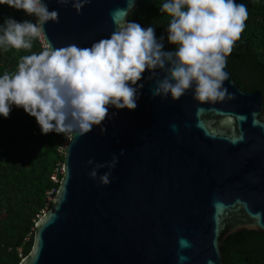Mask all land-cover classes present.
<instances>
[{"label":"water","instance_id":"95a60500","mask_svg":"<svg viewBox=\"0 0 264 264\" xmlns=\"http://www.w3.org/2000/svg\"><path fill=\"white\" fill-rule=\"evenodd\" d=\"M139 1L90 0L77 14L72 0H43L58 23L43 26L42 43L90 47ZM225 72L232 98L201 104L192 89L178 101L153 97L146 71L135 110L110 107L101 126L68 140L54 200L20 264H224L229 235H264V97ZM113 156L105 186L107 167L90 172Z\"/></svg>","mask_w":264,"mask_h":264},{"label":"clouds","instance_id":"9594fccd","mask_svg":"<svg viewBox=\"0 0 264 264\" xmlns=\"http://www.w3.org/2000/svg\"><path fill=\"white\" fill-rule=\"evenodd\" d=\"M89 2L72 0V6L79 14ZM58 3L66 6L69 0ZM0 5L36 18V22L4 20L0 49L5 51L31 49L47 22L58 23V12L49 11L43 0H0ZM160 11L171 18L167 41L174 50L164 49V37L157 39L154 27L135 22L118 24L110 37L90 47H53L49 42L38 54L23 56L14 73L0 76V116L8 118L12 106L22 108L36 119L42 134L55 132L75 143V138L103 124L110 107L135 110L146 71L148 79L155 80L153 97L170 95L178 101L192 89L193 100L201 104L231 99L224 87L225 68L245 29L246 5L236 0H166ZM100 132L106 129L100 127ZM117 162L113 156L109 164H96L90 176L95 179L97 171L107 167L99 179L108 185Z\"/></svg>","mask_w":264,"mask_h":264},{"label":"trees","instance_id":"16d2710c","mask_svg":"<svg viewBox=\"0 0 264 264\" xmlns=\"http://www.w3.org/2000/svg\"><path fill=\"white\" fill-rule=\"evenodd\" d=\"M166 0H140L127 22L154 27L157 39L164 37V49L174 50L167 41L170 17L160 11ZM246 5L248 19L227 64L235 83L246 92L260 91L264 97V0H236ZM31 20L23 11L0 5V25L6 18ZM42 40H33L25 50L0 49V76L14 73L23 56L43 50ZM67 138L50 132L42 134L36 119L22 108L12 106L8 118L0 116V264H20L33 245L35 223L46 209V193L59 187L51 177L63 164L59 151ZM40 215V216H39ZM224 264H264V235L240 231L229 235L221 247Z\"/></svg>","mask_w":264,"mask_h":264},{"label":"built area","instance_id":"2783aa9c","mask_svg":"<svg viewBox=\"0 0 264 264\" xmlns=\"http://www.w3.org/2000/svg\"><path fill=\"white\" fill-rule=\"evenodd\" d=\"M32 19L36 22V18L35 17H32ZM40 38H41V35H40ZM59 151H61L60 150V148H59ZM59 168V167H58ZM63 173V168H59V169H55V173L53 174V176L51 177V179L53 180V181H56V179H57V175H59V174H62ZM54 195H55V190L54 189H52L51 191H48L47 193H46V209H47V207L53 202V200H54ZM44 212V211H43ZM42 212V213H43ZM40 216V215H39Z\"/></svg>","mask_w":264,"mask_h":264},{"label":"rangeland","instance_id":"374dc122","mask_svg":"<svg viewBox=\"0 0 264 264\" xmlns=\"http://www.w3.org/2000/svg\"><path fill=\"white\" fill-rule=\"evenodd\" d=\"M39 38H40V36H39ZM41 38H42V36H41ZM41 38H40V39H41ZM66 141H68V139H67ZM66 144H67V142H65L63 145L60 146L61 153H63V151H64V149H65V147H66ZM59 168H62V165H60ZM59 168H57V169H59ZM54 171H55V170H54ZM57 180H58V179H56V181H53V180H52V181H53V182H57Z\"/></svg>","mask_w":264,"mask_h":264}]
</instances>
